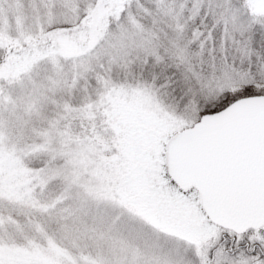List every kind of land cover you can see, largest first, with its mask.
I'll return each mask as SVG.
<instances>
[{
    "label": "snow or ice",
    "instance_id": "obj_1",
    "mask_svg": "<svg viewBox=\"0 0 264 264\" xmlns=\"http://www.w3.org/2000/svg\"><path fill=\"white\" fill-rule=\"evenodd\" d=\"M0 264H264V0H0Z\"/></svg>",
    "mask_w": 264,
    "mask_h": 264
}]
</instances>
